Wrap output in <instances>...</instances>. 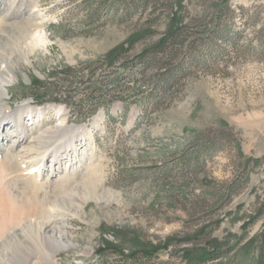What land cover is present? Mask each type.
Here are the masks:
<instances>
[{"label": "rangeland", "instance_id": "rangeland-1", "mask_svg": "<svg viewBox=\"0 0 264 264\" xmlns=\"http://www.w3.org/2000/svg\"><path fill=\"white\" fill-rule=\"evenodd\" d=\"M0 2L23 5L0 18L1 108L86 133L81 164L39 180L0 153V197L77 244L51 264H264V0Z\"/></svg>", "mask_w": 264, "mask_h": 264}, {"label": "bare ground", "instance_id": "bare-ground-1", "mask_svg": "<svg viewBox=\"0 0 264 264\" xmlns=\"http://www.w3.org/2000/svg\"><path fill=\"white\" fill-rule=\"evenodd\" d=\"M22 8V4L14 7L10 3L3 9L0 2V18L19 15ZM3 36L4 33H0V39ZM13 65L11 56L0 63V153H12V159L24 169L25 175L36 180L79 166L80 150L86 140L83 128L69 126L62 119L50 128L34 132L39 120L37 115L41 116L43 108L33 107L27 101L14 110L1 108L18 77ZM52 111L57 119L65 115L60 107H53ZM14 201L5 195L0 197V234L6 233V239L0 241L4 249L2 264H28L36 259L51 264L54 256L77 249V244L64 231L41 227L47 216L40 208L20 209Z\"/></svg>", "mask_w": 264, "mask_h": 264}, {"label": "trees", "instance_id": "trees-1", "mask_svg": "<svg viewBox=\"0 0 264 264\" xmlns=\"http://www.w3.org/2000/svg\"><path fill=\"white\" fill-rule=\"evenodd\" d=\"M230 0H221L220 4L222 6H225L226 9H228V4H229ZM184 31L182 24H176V26H171L170 29L168 30V32L165 34V36L156 44L157 47L161 48L163 46L166 45V43L169 42V40H172L175 37L180 36V34H182V32ZM137 37H134L132 40L129 41V45L133 44V42L135 41ZM153 50V49H152ZM127 51V48H125L124 46H120L116 49H114L111 53H109V55L107 56V59H114L117 56H121L123 55L125 52ZM151 51V50H150ZM148 52V51H146ZM263 236V240H264V231L262 233ZM227 253L225 251H211L208 253H205L203 256L195 259L194 261H188V264H208L211 262H215L218 260H222L225 255ZM220 262V261H219ZM221 264V263H219ZM246 264H250L249 262H247Z\"/></svg>", "mask_w": 264, "mask_h": 264}]
</instances>
